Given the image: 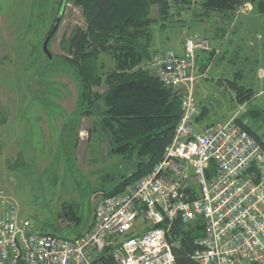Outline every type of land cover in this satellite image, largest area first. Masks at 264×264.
<instances>
[{
	"label": "rangeland",
	"instance_id": "rangeland-1",
	"mask_svg": "<svg viewBox=\"0 0 264 264\" xmlns=\"http://www.w3.org/2000/svg\"><path fill=\"white\" fill-rule=\"evenodd\" d=\"M255 3L247 0L224 14L205 11L192 0L167 20L152 7V55L167 48L181 49L190 35L209 41L210 49L198 52L193 69L194 97L205 123L227 120L240 107L241 117L248 118L252 99L236 100L231 82L242 62L236 58L240 36H235V28L241 22V28L264 27V10ZM59 12L61 21L48 43L49 59L42 42ZM76 27L85 28L84 17L81 7L70 0L66 4L63 0H0V114L5 118L0 125V188L18 204L19 217L30 219L36 231L61 237L84 232L92 222L96 196L103 192L99 189L110 187L101 186L103 180L129 174L136 163L109 152L106 138L94 127L95 117L79 120L76 137L70 130L78 85L61 57L68 55L67 40ZM248 38L252 46L256 44V36L244 35L243 41ZM104 60L111 66L109 57ZM148 66L144 65L150 71ZM252 66L247 74L253 80L263 68ZM208 96L218 98L221 107L206 102ZM204 107L207 112L202 118ZM250 126L264 141V123ZM69 202L78 206L82 218L78 225L60 215Z\"/></svg>",
	"mask_w": 264,
	"mask_h": 264
},
{
	"label": "built area",
	"instance_id": "built-area-1",
	"mask_svg": "<svg viewBox=\"0 0 264 264\" xmlns=\"http://www.w3.org/2000/svg\"><path fill=\"white\" fill-rule=\"evenodd\" d=\"M209 49L207 38L190 35L180 51L152 55L148 65L179 97L180 117L150 172L96 196L84 232L36 231L0 188V264H176L177 223L200 226L191 253L197 264H264V146L237 122L243 107L224 121L199 118L193 69Z\"/></svg>",
	"mask_w": 264,
	"mask_h": 264
},
{
	"label": "trees",
	"instance_id": "trees-1",
	"mask_svg": "<svg viewBox=\"0 0 264 264\" xmlns=\"http://www.w3.org/2000/svg\"><path fill=\"white\" fill-rule=\"evenodd\" d=\"M63 1L66 4L67 0ZM70 1L81 7L85 23V28L74 29L67 40L68 55L61 57L78 85L70 130L73 129L76 137L79 120L95 117L94 127L106 138L109 152L122 159L136 161L129 174H113L103 180L101 186L110 187L99 190L111 195L123 191L150 172L171 140L181 114L179 97L172 88L163 85L149 68L144 67L153 52L150 27L155 20L151 11L156 6L158 16L167 20L172 13L188 8L192 0ZM245 1L196 0L203 10H217L224 14L233 12ZM255 5L264 10V0ZM104 57H109L111 66L106 65ZM231 83L236 100L241 102L252 97L253 91L239 84L237 78ZM101 87L104 89L99 92ZM206 112L204 107L201 117ZM0 116L2 125L5 118ZM247 116L264 122L263 112L256 107L252 106ZM240 121L237 120L264 146L262 138ZM60 215L74 225L82 221L78 206L73 202L64 204ZM174 227L172 239L176 264H197L191 253L194 239L200 234V226L177 223Z\"/></svg>",
	"mask_w": 264,
	"mask_h": 264
},
{
	"label": "crops",
	"instance_id": "crops-1",
	"mask_svg": "<svg viewBox=\"0 0 264 264\" xmlns=\"http://www.w3.org/2000/svg\"><path fill=\"white\" fill-rule=\"evenodd\" d=\"M264 14V13H263ZM250 18V17H248ZM241 22V21H240ZM238 23V27L235 28V36H240L237 41V52H236V58H241L242 62L241 65L238 67V71L235 75V78H237V81L239 84L244 85L245 87L251 89L253 91V95L251 97V103L249 106V109L253 106L258 109H260L263 112L264 115V27L259 26H249L247 28H241L242 24ZM246 35L250 38H253L256 36V44L251 45L249 38L247 41H243V36ZM254 48L256 50L251 49ZM179 51L181 49H178ZM262 54V56H261ZM256 55V60L255 56ZM259 57V58H258ZM257 64L258 66L263 68V72L257 71L256 73V79H253L248 77V74L251 70L252 64ZM256 67V66H254ZM247 116V115H246ZM247 119H243L240 117L242 123L246 124L253 130V128L250 126L253 123H264L263 121H255V119H251L250 116H247ZM203 118V117H202ZM254 131V130H253ZM257 133L256 131H254ZM258 134V133H257ZM259 135V134H258ZM260 136V135H259ZM261 137V136H260ZM264 142V141H263Z\"/></svg>",
	"mask_w": 264,
	"mask_h": 264
},
{
	"label": "water",
	"instance_id": "water-1",
	"mask_svg": "<svg viewBox=\"0 0 264 264\" xmlns=\"http://www.w3.org/2000/svg\"><path fill=\"white\" fill-rule=\"evenodd\" d=\"M61 17H62V12H59L58 15H57V18H56V21L55 23L53 24L52 28L50 29L49 33L47 34V36L44 38L43 42H42V51L47 55V57L49 59H51L52 57V54L51 52L49 51V48H48V43L50 41V39L53 37V35L55 34L57 28H58V25L61 21ZM206 102H210L212 103L215 108H220L221 107V102L218 98L216 97H213V96H208L206 99H205Z\"/></svg>",
	"mask_w": 264,
	"mask_h": 264
}]
</instances>
